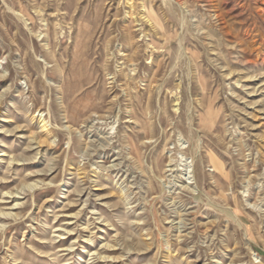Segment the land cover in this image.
Wrapping results in <instances>:
<instances>
[{
  "label": "rangeland",
  "instance_id": "obj_1",
  "mask_svg": "<svg viewBox=\"0 0 264 264\" xmlns=\"http://www.w3.org/2000/svg\"><path fill=\"white\" fill-rule=\"evenodd\" d=\"M2 214L0 264H264V3L0 0Z\"/></svg>",
  "mask_w": 264,
  "mask_h": 264
},
{
  "label": "bare ground",
  "instance_id": "obj_2",
  "mask_svg": "<svg viewBox=\"0 0 264 264\" xmlns=\"http://www.w3.org/2000/svg\"><path fill=\"white\" fill-rule=\"evenodd\" d=\"M262 1V3H264V0H261ZM260 3V2H259ZM263 14V13H262ZM44 121V120H43ZM45 127H47V126H45V123L43 124V128H45ZM183 170V169H182ZM187 173H186V175L187 174H190V172H188V170L186 171ZM192 179V177H189L188 178V180H191ZM188 184H191V183H188ZM14 198H16L15 196H14ZM19 206V204H16L15 205V207H18ZM16 209H18V208H16ZM3 216V217H2ZM2 216H0V219H4V220H7V219H9V217H12V216H14V215H12V214H2Z\"/></svg>",
  "mask_w": 264,
  "mask_h": 264
}]
</instances>
